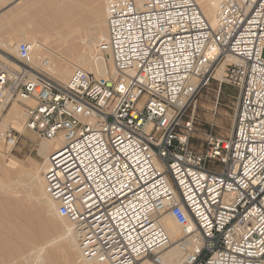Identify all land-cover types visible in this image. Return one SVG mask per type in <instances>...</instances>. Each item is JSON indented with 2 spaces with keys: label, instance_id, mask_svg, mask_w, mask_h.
<instances>
[{
  "label": "built area",
  "instance_id": "2783aa9c",
  "mask_svg": "<svg viewBox=\"0 0 264 264\" xmlns=\"http://www.w3.org/2000/svg\"><path fill=\"white\" fill-rule=\"evenodd\" d=\"M216 19L194 0H109L114 75L74 70L62 83L31 64L26 42L0 60V104L31 99L24 129L62 139L44 191L87 261L166 264L176 246V264H264V0H220ZM227 56L238 62L219 75ZM213 79L238 96L230 136L207 135L216 166L205 167L188 159L186 114ZM19 136L4 134L11 145Z\"/></svg>",
  "mask_w": 264,
  "mask_h": 264
},
{
  "label": "rangeland",
  "instance_id": "374dc122",
  "mask_svg": "<svg viewBox=\"0 0 264 264\" xmlns=\"http://www.w3.org/2000/svg\"><path fill=\"white\" fill-rule=\"evenodd\" d=\"M53 1L56 3L53 4ZM108 1L0 0V60H2V56L6 58L5 54L12 58L16 57L15 53L4 50L1 47L2 43L15 44V47L20 42L32 43L33 41H37L42 44L44 43V48H46L44 50L51 51L52 53L43 50L41 55L37 54L38 58H35L36 60L31 59L30 62L45 73L55 77L44 67L40 66L42 57L44 58L43 60L47 59L51 62H55L56 59L62 60L60 63L64 67L71 68L70 59H68V55L66 54L68 45H82L83 39L84 43L96 42L98 40L100 26L102 27L100 23L103 20L100 15L101 9L103 6L105 7ZM53 5H58L63 11L62 18H59L57 15L54 17L58 24L56 27L54 26L55 28L51 27L52 24L50 23V18H48L52 13ZM70 5L73 6L72 12L66 8V6ZM42 12L47 14L46 17L48 19L45 23L41 14ZM95 12L101 18H97L100 16H97ZM60 36L66 38V43L62 44L59 42ZM98 45V43H95L94 49L97 50L100 47ZM101 53L109 69V56L106 52ZM262 56L264 58V52ZM237 96L238 92L234 86L227 82L213 79L188 110L186 119L191 120L193 126L188 147V159L192 164L205 167L216 166L212 162H209L206 157L211 148L207 135L211 134L218 140L228 138L236 111ZM16 103L19 104L18 102ZM10 104L9 107L6 105L7 108L4 110L0 108V125L3 121L2 116L6 114L12 105ZM19 105L24 109L23 112H25V107L21 104ZM13 128L14 131L16 130L20 133L14 145L5 140L4 136L0 138V180L3 181L4 179L3 182L10 189L8 194H4L0 190V219L2 222L0 225V237L9 234L6 227L16 232L18 237L11 239V244L16 251L14 254L6 255V251L0 250V264H32L29 257L38 251L48 240H52L56 236L54 231L60 224L57 219L50 217L41 210L40 196L36 188L31 189L29 181L19 183L15 178L19 171L28 172L32 170L35 164L39 165L43 163V157L38 153V145L43 139H40L32 132L16 129L11 124L7 125L4 132L13 130ZM2 131L0 130V133ZM29 214L32 215V218L27 216ZM42 256L47 264H78L77 259H73L72 257L70 259L60 249L59 245L46 247Z\"/></svg>",
  "mask_w": 264,
  "mask_h": 264
},
{
  "label": "bare ground",
  "instance_id": "6f19581e",
  "mask_svg": "<svg viewBox=\"0 0 264 264\" xmlns=\"http://www.w3.org/2000/svg\"><path fill=\"white\" fill-rule=\"evenodd\" d=\"M133 1L135 2V5L137 7L141 8L142 5L147 0H133ZM194 1L197 4V6H198L201 14L203 15V17L209 23V25L211 27H215L216 23H217L216 8H217V4L220 0H194ZM54 3H56V2L53 1V4ZM106 7H107V3L105 5V7L103 6V8L101 9V13H100L103 20H102V23H100L102 25V27L100 26L101 29L99 28L100 33L98 35V40L96 42H91V43L85 42L84 43V39H83L81 42L82 45H79V46L76 44L75 45L74 44L68 45L67 50H66V54L68 55V59H70L69 62L72 65L71 68L64 67L60 63V61H62V60L56 59L55 62L54 61L51 62L50 60H47V59L43 60L44 59L43 57H42V59L39 58V59H41L40 60V66L44 67V69H46L53 76H55L54 78L56 80H58L62 83H65L68 80V78L70 77L71 73L74 70H81V71L85 72L90 78L105 77L106 74L114 75L115 72L113 70L112 61H111V58L109 56V52H108V50H106L104 48V46L107 44V39H108ZM66 8L69 9L70 12L73 11L72 5L66 6ZM47 10H49V9H47ZM62 13H63V11L58 5L52 6V13H51L50 17H48V18H50V23L52 24L51 27H54V26L56 27L58 25L56 23L57 20H55L56 18H54V17L57 15L59 18H62L63 17ZM95 13H97V12H95ZM41 14L43 15L44 23H45V21H47V19H48L46 17L47 14L43 13V12ZM100 15L97 13V16H100ZM101 16L97 17V18H101ZM40 19H42V18H40ZM98 23H99V21H98ZM100 24H98V25H100ZM73 29H75V28H73ZM85 39H87V38H85ZM19 40H20V38H19ZM66 41L67 40L65 37L60 36V38H59L60 43L64 44V43H66ZM87 41H89V40H87ZM100 42H101V44H100ZM15 43H16V41H15ZM32 43H28V44H30V46L32 47V50L30 53V59L34 60L35 58H38V55L39 54L41 55L43 50L46 48H44V43L42 44V43H39L37 41H33ZM95 43L99 44L98 47L99 46L100 47L98 49L100 52L98 51V49L97 50L94 49ZM17 45L15 47V44L10 45L7 43H2L1 47L8 52L15 53L17 56ZM44 51H48V50H44ZM48 52H51V51H48ZM101 52H106L107 55L109 56L108 62H109L110 72H109V69L107 67L108 64H107V62H106V60L103 57V54ZM52 56H54V55H52ZM55 56H57V55H55ZM1 58H2V60H4L7 63H11L7 58H4L3 56ZM58 58H60V57H58ZM237 62H238V60L236 58L231 57V56H227L222 62H220L219 66H218V71H217L218 74L220 75L221 73H223L228 65L236 64ZM19 101H22V102L19 103ZM16 102H18L21 105H23L22 103H24V105H26L28 107L34 106V102L31 99H21V100L16 99V100L12 101V103H11L12 105L10 104L11 105L10 108L7 110L6 114L4 116H2L3 121L0 125V130H3V131H2V133H0V138H2L4 136V134H5L4 130L7 128V125H9V124H11L16 129H19V130L21 129L22 131L25 130L23 123H25V120H26V117H25L26 113L23 112L24 109L22 107H20V105L17 104ZM7 107H9V105ZM7 107H6V104H2L0 106V108L2 110L6 109ZM0 115H1V111H0ZM234 117H235V115H234ZM13 130H14V128H13ZM16 132H18V131H16ZM229 136H230V133H229ZM61 144H62V139L59 136L54 138L53 140L41 141V143L38 145L39 146L38 153L40 154V156L43 157V163H41L39 165L35 164L34 167L32 168V170H30L28 172L19 171L17 173V176L15 177L17 179V182L24 183L25 181H27V182L29 181V186L31 187V189L36 188V190H37V192H39V196H40L39 201L41 204V210L44 213L48 214L50 217L57 219V221H59V224H60V226L57 227L54 231L55 232L54 234L56 236L52 240H48V242H46L42 247H40V249H38V251H36L32 256L29 257V260L31 261L32 264H47V262H45V260L42 256V253L45 251V248L50 247V246L59 245L60 249L67 256H69L70 259H71V257L73 259H77L78 264H98V263H94L92 261H87L86 259H84L81 256L80 251L78 249L77 242H76L75 231H74L72 225L68 221L60 218L56 214V212H55L56 211V203L53 202L49 197H47V195L45 194V191H44V173L49 166V154L54 149H57ZM7 172H8V170H7ZM3 181H4V179H3ZM3 181L0 180V190L2 191V193L8 194L10 192V189L7 187L6 183ZM27 216H30V218H32L31 214H29ZM1 223L2 222L0 219V225H1ZM161 224H162L163 228L165 229L166 234L168 235V237L171 241H174L181 236L180 228L171 219V217L169 215H166V214L164 215V218L162 219ZM6 228H7L9 234L7 236H1L0 237V250L6 251L7 252V253H5L6 255H10V254H14V252H16L14 250V246L11 244V239L18 237L17 236L18 234L16 232L10 230L8 227H6ZM164 258L166 260V264H176L180 260L181 254L178 252L176 246H172L171 248H169L168 250H166L164 252Z\"/></svg>",
  "mask_w": 264,
  "mask_h": 264
}]
</instances>
